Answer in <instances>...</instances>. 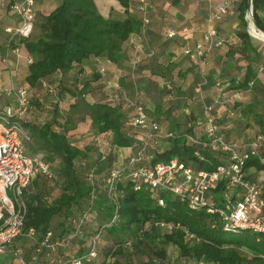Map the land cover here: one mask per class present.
I'll list each match as a JSON object with an SVG mask.
<instances>
[{"label": "trees", "instance_id": "obj_1", "mask_svg": "<svg viewBox=\"0 0 264 264\" xmlns=\"http://www.w3.org/2000/svg\"><path fill=\"white\" fill-rule=\"evenodd\" d=\"M120 1L128 7L127 0ZM247 2L242 0L239 6L240 29L236 34L240 44L229 47L226 53L230 64H226L227 60L222 63L220 57L210 68L203 65L204 61L210 64L217 50L235 46L224 38L221 47L213 48L205 56L196 60L189 57L197 72L188 89L179 92L170 80L161 87L164 96L169 97L168 107L159 103L150 110L141 97L154 80L148 82L143 75L141 81L143 56L135 54L138 45L147 48L152 33L144 26L142 16L108 18L97 12L94 0H60L55 9L38 21L41 30L38 37L16 36L9 42L8 36L2 35L0 47L2 53L7 52L6 56L18 45L24 46L33 58L25 82L21 83L30 92L28 113L35 105L41 106L42 101L35 94L39 89L44 88L47 94L63 93L55 102L54 112L45 120L31 119L29 114L19 118L28 136L24 139L27 153L48 162L53 174L52 177L38 174L25 191V231L34 228L38 242L23 236L14 246L24 249L31 264H173L178 257L202 260L205 264H264V236L257 240L256 234L242 232L239 237H228L217 217L205 209L193 211L176 197L157 190L137 191V182L129 175L140 165L151 166L171 159L208 171L224 163L221 153L204 149L186 136L202 132L201 116L197 120L193 112L185 113L183 109L190 101L201 102L200 91L206 103L216 106L222 104L217 101H224L220 99L223 92L252 90L257 98L242 107L225 102L226 108H230L227 115L218 118L220 132L227 140H235L243 136L252 120L260 128L259 133L264 134V114L255 112L257 106L264 104V75L259 76L255 66L259 61L255 57L260 56L247 30ZM260 12H264V0H253L254 19L264 32ZM238 53L246 64L234 73L233 69L240 67ZM117 67L125 73L112 83L111 92L105 78ZM154 67L153 73L162 72ZM86 71L88 76L84 74ZM204 79L206 83L200 89L198 85ZM218 82L221 86H217ZM208 87L219 95L212 101H206L204 96ZM136 105L145 107L163 137L157 144L150 142L142 161L131 165L130 159L143 148L147 135L143 128L130 124ZM176 108H182L180 115L174 114ZM202 108L201 105V111ZM230 111L234 114L230 115ZM86 119L90 120L91 128L78 132V125ZM228 119L230 125H226ZM168 132L174 136L166 137ZM77 133H88L93 143L85 140L79 143L74 139ZM96 137L109 143V148L103 151L105 158L94 141ZM125 147L133 152L120 156L118 151ZM248 167L264 172V165L257 160H250ZM113 171H118V176L111 188L108 179ZM53 182L59 186V195L50 200L45 186ZM221 192L220 186L218 197ZM162 196L164 206L157 201ZM162 219L179 222L194 237L189 238L182 229L170 232L157 227L155 223ZM48 233H51L49 242L57 244L54 249L41 244ZM93 248L97 255L88 260ZM0 264H13L11 256Z\"/></svg>", "mask_w": 264, "mask_h": 264}, {"label": "built area", "instance_id": "obj_2", "mask_svg": "<svg viewBox=\"0 0 264 264\" xmlns=\"http://www.w3.org/2000/svg\"><path fill=\"white\" fill-rule=\"evenodd\" d=\"M36 1L0 0V11L9 10L21 20L18 26L5 29L8 33L7 41L11 42L16 36L31 37L36 21ZM231 3L232 0H221L216 5L215 10L210 14L202 39L192 47H185L183 50L185 55L196 60L225 43L214 23L228 13ZM149 10L150 4L144 0L141 5L144 26L150 21ZM167 35L173 38L176 31L168 30ZM19 51L20 46L12 47V52L15 54H19ZM3 60L6 61V57ZM28 62L29 64L33 62L32 56L29 57ZM207 64L208 61H204L203 65ZM205 83L206 79L202 80L198 85L199 88L201 89ZM217 86H221V83L218 82ZM5 93L8 98L14 96L16 103L0 102V257L11 256L13 264H31L25 256L24 249L14 246V243L23 236L37 241L34 228L25 231L27 214L25 191L38 174L48 177H52L53 174L48 162L39 156L29 155L25 148L24 139L28 136L19 118L30 110L29 90L19 84L8 87ZM200 95L203 106L200 118L202 132L198 135L187 134V139L213 153H221L225 158L224 163L208 171L196 170L177 159H171L151 166L140 165L131 170L129 175L137 182L135 187L137 191L157 190L162 194L172 195L193 211L205 209L208 214L216 216L224 231L252 232L259 240L264 236V178L260 181L252 180L248 174V162L257 160L264 165V134L256 132L250 138L227 140L220 132L219 114L215 111V106L204 101L201 91ZM233 114L230 111V115ZM130 124L143 128L147 133L143 148L129 161L133 165L142 161L150 142L157 144L163 136L158 131L159 125L150 121L143 105L135 106V115ZM173 136V132H168L166 135V137ZM94 141L102 148L101 152L105 158L103 151L109 148V143L99 137ZM196 154L201 156L200 152ZM117 176L118 171H113L108 179L111 188ZM220 186L222 192L218 197L217 190ZM157 201L160 206H164L163 196ZM155 225L170 232L182 229L179 222L165 219L159 220ZM182 230L189 238L194 237L188 230ZM50 237L51 233H48L41 244L54 249L57 244L49 242ZM96 255L93 248L88 260L95 258ZM173 264H205V262L188 261L178 257L173 259Z\"/></svg>", "mask_w": 264, "mask_h": 264}, {"label": "crops", "instance_id": "obj_3", "mask_svg": "<svg viewBox=\"0 0 264 264\" xmlns=\"http://www.w3.org/2000/svg\"><path fill=\"white\" fill-rule=\"evenodd\" d=\"M6 2H11L13 0H4ZM129 5L125 7L121 4L120 0H94L97 12L104 17L115 18L123 20L128 18L130 14L142 16L141 5L144 0H127ZM150 4L149 10V23L146 25L148 29L152 31L148 37L147 48L137 46L135 54H142L143 58L140 63V77L141 81L144 80H154L153 84L145 88L146 91L142 93L143 101L145 102L148 109H154L160 103L164 107H168L170 101L169 97H165L162 93L161 87L169 82L175 84L177 90L182 92L183 90L188 89L196 78L197 67L194 66V62L189 59L187 55L184 54L183 50L185 47H192L198 41L202 39L204 30L208 26V20L210 14L215 10L216 5L221 0H146ZM242 0H232L228 13L218 22H215L214 25L219 31V35L222 38H229L230 41L235 44V47L238 45L239 40L236 32L240 29L239 26V14H240V3ZM60 3V0H37L36 1V21L33 30L34 38L38 37L41 34V30L37 25L38 21L42 19L43 15H46L51 10L55 9ZM261 16L264 18V12H260ZM21 23L20 18L9 10L0 11V46L3 43V36H8V33L5 31L8 27H16ZM168 30L176 31V35L173 38H169L167 35ZM32 34V35H33ZM3 35V36H2ZM33 37V36H32ZM254 43V41H253ZM255 45V44H254ZM257 48V46L255 45ZM229 50V47H225L217 50L211 57L210 68L216 61L221 58V62L230 64L228 59H226V53ZM260 57H255L256 60H259L255 64L258 70L259 76L264 75V54L259 53ZM7 52L2 53L0 47V102H11L15 104V100L11 97L6 96V89L8 87L16 86L25 82V76L28 74L29 62L28 59L31 55L28 53L27 49L24 46H20L19 54L10 52L7 55ZM6 57V61L3 60ZM237 57V56H236ZM138 59L137 62H139ZM234 62L233 60H231ZM156 65H154L155 63ZM239 62V61H237ZM153 63V64H152ZM157 67V71H162L161 73H153L152 68ZM236 63L234 65V68ZM245 65L240 63V67L234 73H237L238 70ZM90 67V66H87ZM208 68L205 71L208 70ZM90 71V70H89ZM89 71L84 72L88 76ZM204 71V72H205ZM261 71V72H260ZM125 70L117 67L113 69V72H109L106 75L105 81H107V87L113 91L111 87L112 83L115 84L118 82L119 78L124 75ZM144 75V77H143ZM60 76V75H59ZM83 76V75H82ZM90 76V75H89ZM81 77V76H80ZM172 80V81H170ZM205 90L204 96L206 101H212L217 97V93L209 89ZM36 92V91H35ZM36 96L42 105H46V100H43L47 93L45 89L41 88L36 93ZM66 94H69L66 92ZM68 96V95H67ZM66 96V97H67ZM219 96V95H218ZM65 97V98H66ZM200 97V95H199ZM221 100H226L225 102L230 103L231 98L239 99L237 97V92L235 90H230L229 92H223L220 96ZM67 99V98H66ZM200 100V99H199ZM222 103V102H221ZM201 105L202 99L200 101H190L189 106L183 108L185 113L193 112V115L197 120L201 116ZM222 105V104H221ZM220 104L215 106V109L220 117L227 115L226 110L229 108L223 109ZM234 105V104H230ZM182 108H176L174 114L180 115ZM242 115L240 114L239 117ZM228 118V117H227ZM231 119L225 120L226 125H230ZM82 126V127H80ZM224 126V125H223ZM91 128V122L89 119L81 122L78 125V132H87ZM221 128V126H220ZM260 128L256 122L251 120V125L243 134V136H237L235 140H241L245 138L252 137L256 132H259ZM198 130L197 132H199ZM221 131V130H220ZM79 135V133H77ZM74 137L77 138L79 143H82L85 139H81L78 135ZM81 134V133H80ZM85 137V136H84ZM141 138V135H139ZM233 140V139H232ZM133 152L129 147L120 149L118 153L120 156H127ZM249 177L252 180L260 181L264 178V172L257 169L256 167H249L248 169Z\"/></svg>", "mask_w": 264, "mask_h": 264}, {"label": "rangeland", "instance_id": "obj_4", "mask_svg": "<svg viewBox=\"0 0 264 264\" xmlns=\"http://www.w3.org/2000/svg\"><path fill=\"white\" fill-rule=\"evenodd\" d=\"M248 12V11H247ZM246 18L248 19V32L249 34L252 36V39L254 41V44L257 46V48L259 49V53L260 54H264V38H260V37H253V32L251 30V25L253 23V16L251 15L250 12L247 13L246 15ZM254 27L262 32V30H260L257 26L254 25ZM263 33V32H262ZM33 37H34V34H33ZM228 41H230L231 39L229 38H226ZM240 44V41L238 43L237 46H239ZM228 47H235L234 45H231V46H225V49L228 48ZM238 56L236 58H241L239 59L238 61V66H240V63L242 65H245L246 64V61H244V59L242 58V54L238 53L237 54ZM237 71V69H233V72ZM261 72V71H260ZM235 92H237V97L239 99H235V97H230L231 98V102L229 104H234V105H241V107L243 105H246V103H250L251 100L257 98L256 94L253 93L252 90H235ZM63 93L61 92H56V93H52V94H47V96H45L44 98H42L43 100H46V105H42L40 107H37L35 105V107L29 112L27 113L25 116H27L29 114V118H34V120H45L46 118H48L55 110V105H56V100H59L58 97L60 95H62ZM14 99V96L12 97V99L10 100H13ZM226 101V100H225ZM225 101H222V105L221 107H223V109L226 108L227 106V103H225ZM225 104V105H224ZM255 112H260L261 114H264V104H261L259 106H257L255 108ZM82 127V126H80ZM87 134V135H86ZM86 134H83V133H79V137H81V139H85V141H89V143H93L88 135V133ZM85 136V137H84ZM71 139H73L72 137H70ZM76 140V137L74 138ZM166 143V142H164ZM163 143V145H164ZM45 191H46V194H47V197L52 200V199H55L58 195H59V186L58 184H56L55 182L49 184L48 186H45ZM243 233L246 232V231H242ZM240 232V233H242ZM240 233H233V232H224V234L228 237H231V236H235V237H239L240 236ZM251 234V233H250ZM25 249H27L28 247H24ZM170 250V248H169ZM247 251V250H246ZM248 252V251H247ZM7 258V256H2L0 257V263H2V261H4L5 259ZM120 259H123V256H119Z\"/></svg>", "mask_w": 264, "mask_h": 264}, {"label": "bare ground", "instance_id": "obj_5", "mask_svg": "<svg viewBox=\"0 0 264 264\" xmlns=\"http://www.w3.org/2000/svg\"><path fill=\"white\" fill-rule=\"evenodd\" d=\"M251 30H252V32H253V37H260V38H264V33H262V32H260V31H258L255 27H254V25L252 24L251 25Z\"/></svg>", "mask_w": 264, "mask_h": 264}, {"label": "water", "instance_id": "obj_6", "mask_svg": "<svg viewBox=\"0 0 264 264\" xmlns=\"http://www.w3.org/2000/svg\"><path fill=\"white\" fill-rule=\"evenodd\" d=\"M248 2H247V4H248V12H250L251 13V15L253 16V0H247ZM253 23H254V25L255 26H257V24H256V21H255V19H254V16H253ZM263 32V31H262ZM264 33V32H263Z\"/></svg>", "mask_w": 264, "mask_h": 264}]
</instances>
